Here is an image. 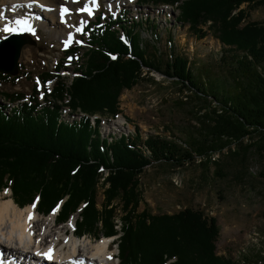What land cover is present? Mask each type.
<instances>
[{
    "label": "trees",
    "instance_id": "16d2710c",
    "mask_svg": "<svg viewBox=\"0 0 264 264\" xmlns=\"http://www.w3.org/2000/svg\"><path fill=\"white\" fill-rule=\"evenodd\" d=\"M138 1L178 3L177 19L188 23L199 38L205 35L199 25L211 22L208 27L222 45L226 75L220 78L215 70L194 66V58L179 52L170 34L162 50L154 22L122 20L121 15L84 31L88 47L69 86L49 72L39 78H56L47 95L63 101L67 93L75 110L115 115L122 92L136 85L145 69L161 73L201 101V109L192 114L196 131L182 130L183 138L151 135L143 141L137 128L133 138L104 136L98 119L92 125L86 116L61 117L60 107L52 102L41 105L32 96L12 109L0 103V191L8 187L20 207L38 196L37 208L44 213L62 201L57 220L63 222L84 203L76 222L79 235H116L113 215L119 204L124 211L117 241L119 264H246L241 255L248 249L238 259L217 254L216 218L200 210L151 214L145 207L138 212L139 177L158 162L180 167L198 158L205 167L219 165L214 155L231 145L234 153L245 138H259L247 148H264V23L246 19L247 8L264 5V0ZM143 25L149 41L140 37ZM80 48L75 45L67 53ZM7 78L14 77L0 73V84ZM1 93L10 100L24 97L21 92Z\"/></svg>",
    "mask_w": 264,
    "mask_h": 264
},
{
    "label": "rangeland",
    "instance_id": "374dc122",
    "mask_svg": "<svg viewBox=\"0 0 264 264\" xmlns=\"http://www.w3.org/2000/svg\"><path fill=\"white\" fill-rule=\"evenodd\" d=\"M138 2V0H115L111 3L108 0H98V6L93 8L92 15H89L87 12L81 14L78 9L86 6L85 0H74L71 2L72 10H70L74 15L70 16L66 27L81 29L74 36L60 37L55 33V29L48 26L37 27L36 32L27 33L34 44H25L21 48L18 74L13 76V79L7 78L0 84V103L4 104L8 101L1 92H21L24 97L9 100L12 107L25 102L24 100L29 102L33 96L37 98L38 104L52 100V103L68 113L65 106L70 97L67 93L64 94L65 99L60 104L52 96L47 95L56 78L47 77L46 80H41L39 75L49 72L53 76H60L69 86L73 76L77 75L73 70L82 62V53L86 50L85 38L87 39L88 33L84 31L95 29L100 25L105 26L111 17L119 18L121 15H123L122 20H142L145 24H147L146 21L154 22L161 34L162 50L167 41L166 37L170 34L178 51L187 52L194 58L196 63L194 66L204 70H215L220 78L226 75V65L220 60L222 45L215 37L214 29L208 27L211 22L199 25L205 33L199 38L190 31L188 23L182 24L177 19V9L151 2L140 4ZM1 6L4 11L11 10L7 4ZM245 6V4L242 5V8ZM6 18L10 20L13 16ZM246 19L264 23V5L247 8ZM1 25L3 22L0 18V39L10 34L4 32ZM82 28H84L83 32ZM139 30L140 37L149 41L146 25ZM66 42L67 46H65ZM77 43L82 44L83 47L72 53L65 52L68 47ZM68 54L72 57H68ZM146 70L143 71V77L137 84L129 90H124L119 97L118 109L121 114L112 118L110 117L112 115L106 112L88 113L89 120L93 118L103 120L101 121L103 127L109 124L112 131L110 135L130 134L129 136L133 138L137 128L142 141L151 135L166 138L174 135L183 138L182 130L196 131L198 125L192 114L201 109V101L191 98L192 95L189 92L181 91L178 82L161 73ZM77 109L73 108L72 112H83ZM206 110L202 109V111ZM103 135L105 136L104 132ZM250 141L257 142L259 138L257 136L251 140L245 138L241 149H236L234 153L235 147L231 145L229 149L214 155V158L219 160V165L211 164L205 167L197 158L196 161L180 167H172L164 162L147 166L139 177L141 203L137 209L138 212L145 207L151 214H173L184 208L200 210L206 217L216 218L219 227L216 240L217 254L238 259L240 253L248 249L241 255V259L243 255L246 256V264H264V148H257V146L247 148ZM103 198L99 185L98 208H101ZM83 204L81 203L71 214V216L76 214V220L72 224H66L69 220L63 224H58L56 220L54 223L60 226L67 225L70 230L69 227H73L80 218L79 211ZM123 214L124 211L119 204L116 205L113 221L117 233L113 235L115 241L111 247L115 254L117 253L116 243L121 235L120 218ZM44 216L46 215H40L42 218ZM87 236L92 241L101 238L94 233H85L79 238ZM115 257V260H118L117 256Z\"/></svg>",
    "mask_w": 264,
    "mask_h": 264
},
{
    "label": "bare ground",
    "instance_id": "6f19581e",
    "mask_svg": "<svg viewBox=\"0 0 264 264\" xmlns=\"http://www.w3.org/2000/svg\"><path fill=\"white\" fill-rule=\"evenodd\" d=\"M73 1L0 0V6L7 4L11 8L7 12V9L4 11L1 6L0 18L3 22L1 26L3 29L6 26L15 28L14 32L27 33L36 32L37 27L48 26L55 29V33L60 37L74 36L78 28H66L70 16L74 15L70 12ZM85 2L86 6L82 8L92 10L98 6V0ZM61 8H67L69 11L61 15ZM9 12L12 13L6 14ZM81 14L84 12L81 11ZM7 16L13 18L8 20ZM57 210L42 218L41 213L37 212L35 202L20 207L14 202L10 189L0 192V264H56L52 263L56 261L58 264H84L85 257L90 259L87 264H115V253L106 246L108 239L97 238L96 241H92L88 236L77 238L76 231L71 233L67 225L60 226L54 223ZM68 220L66 224H72L76 220V214ZM49 251L51 259L42 255Z\"/></svg>",
    "mask_w": 264,
    "mask_h": 264
},
{
    "label": "water",
    "instance_id": "95a60500",
    "mask_svg": "<svg viewBox=\"0 0 264 264\" xmlns=\"http://www.w3.org/2000/svg\"><path fill=\"white\" fill-rule=\"evenodd\" d=\"M25 44L34 42L24 32H15L0 39V72L11 76L18 74V59Z\"/></svg>",
    "mask_w": 264,
    "mask_h": 264
},
{
    "label": "snow or ice",
    "instance_id": "6c2138e0",
    "mask_svg": "<svg viewBox=\"0 0 264 264\" xmlns=\"http://www.w3.org/2000/svg\"><path fill=\"white\" fill-rule=\"evenodd\" d=\"M69 10L67 9V8H61V15H63L64 13H67ZM79 11H82V12H88V14L89 15H92V11H91V9H89V8H81V9H79ZM17 23H19V21H17ZM30 30V29H29ZM81 29H77V31H80ZM3 31L4 32H14V31H16V29L15 28H11V27H5L4 29H3ZM65 46H67V42H66V44H65ZM39 255V254H38ZM42 255H44L46 258H48V259H51L52 257H51V251H49L48 253H44V254H42Z\"/></svg>",
    "mask_w": 264,
    "mask_h": 264
}]
</instances>
